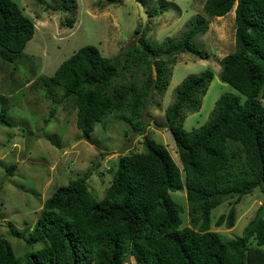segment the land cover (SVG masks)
Segmentation results:
<instances>
[{
    "label": "trees",
    "instance_id": "16d2710c",
    "mask_svg": "<svg viewBox=\"0 0 264 264\" xmlns=\"http://www.w3.org/2000/svg\"><path fill=\"white\" fill-rule=\"evenodd\" d=\"M73 1L65 0L59 8L73 10ZM202 8L214 17L234 11V50L221 58L218 75L245 99L221 93L207 121L187 130L184 118L200 109L214 74L205 70L186 75L165 108V127L182 169L165 145L145 136L142 151L118 157L101 199L89 189L87 172L54 189L27 237L11 226L10 233L27 246H42L17 256L0 237V264H127L130 256L135 264H264V217L248 233L247 226L241 235L229 238L211 230L210 217L214 207L228 200L230 208L215 224L232 228L235 205L243 195L258 189L264 201V0H205ZM207 24L203 17L189 19L178 39H165L157 48L149 45L144 31L135 29L137 44L126 52L121 69L142 64L139 85L135 74L127 84L116 85L125 78L119 68L121 55L103 56L94 45L78 48L42 80L51 86L48 94L59 91L55 103L66 101L76 109V126L88 136L96 122L117 111L134 132L144 133L143 112L155 94L166 90L172 57H206L194 39L206 32ZM33 33L34 23L23 9L14 0H0V60L8 62V53H22ZM4 111L0 109V123L12 126ZM55 111L54 104L45 122ZM14 167L7 166L9 174ZM183 185L191 226L180 227L183 209L171 192Z\"/></svg>",
    "mask_w": 264,
    "mask_h": 264
},
{
    "label": "rangeland",
    "instance_id": "374dc122",
    "mask_svg": "<svg viewBox=\"0 0 264 264\" xmlns=\"http://www.w3.org/2000/svg\"><path fill=\"white\" fill-rule=\"evenodd\" d=\"M14 1L33 21L34 33L22 53H8L7 57L11 59L8 62L0 60V109L5 110L12 123V126L0 123V237L9 241L17 256H23L39 249L42 244L36 242L27 246L24 239L10 233L11 226L27 237L37 222L44 200L54 189L87 172H90L87 178L89 189L101 199L111 182V168L115 169L118 157L142 151L145 136L165 145L182 169L172 135L165 127V108L173 101L176 88L186 75L205 70L214 74L202 96L200 109L186 113L184 127L187 130L207 121L221 93H237L242 101L245 96L221 81L218 75L221 58L234 50L233 10L224 16H209L202 8L205 0H119L117 3L74 0L73 10L59 8L65 0ZM137 1L146 12H158L151 16L147 14L143 23ZM197 16L207 19L208 28L194 39V44L207 55L199 58L181 53L172 57L174 64H167L170 82L166 90L161 95L155 94L143 112L144 133L134 132L117 111L96 122L86 140L75 123L76 109L66 101L55 103L59 91L48 94L51 86L44 83L42 76L52 75L78 48L94 45L103 56L121 55V69L126 52L137 44L139 34L135 29L144 31L149 45L157 48L165 39H178L188 20ZM71 17H74L73 22L68 25L67 19ZM143 68L140 64L131 65L130 70L121 69L125 78L115 84H127L135 74L139 85ZM261 103L264 106V98ZM54 104L55 115L47 123L45 119ZM12 163L15 167L9 174L7 166ZM171 197L183 209L180 227L191 226L185 186L172 191ZM263 202L258 189L243 195L235 205L232 228L215 224L217 217L231 206L228 200L220 203L211 210V230L227 238L241 235ZM261 248L264 249V245ZM126 262L135 264L132 256Z\"/></svg>",
    "mask_w": 264,
    "mask_h": 264
},
{
    "label": "water",
    "instance_id": "95a60500",
    "mask_svg": "<svg viewBox=\"0 0 264 264\" xmlns=\"http://www.w3.org/2000/svg\"><path fill=\"white\" fill-rule=\"evenodd\" d=\"M137 4H138V7H139V13H140V16L142 18V22L145 23V20L147 18V12L144 10L143 5L140 2L137 1ZM152 67H153V78L156 79V71H155L154 66H152ZM83 136H84V138L86 140H88V136H87V134L85 132H83ZM262 216H264V204L260 208L256 218L253 221H251V223L249 224V226L246 229L245 233H248L249 230L258 223V221L261 219Z\"/></svg>",
    "mask_w": 264,
    "mask_h": 264
}]
</instances>
